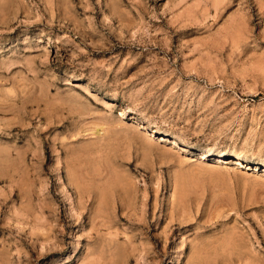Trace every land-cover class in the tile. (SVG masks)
Wrapping results in <instances>:
<instances>
[{"label": "rangeland", "instance_id": "1", "mask_svg": "<svg viewBox=\"0 0 264 264\" xmlns=\"http://www.w3.org/2000/svg\"><path fill=\"white\" fill-rule=\"evenodd\" d=\"M0 264H264V0H0Z\"/></svg>", "mask_w": 264, "mask_h": 264}, {"label": "bare ground", "instance_id": "2", "mask_svg": "<svg viewBox=\"0 0 264 264\" xmlns=\"http://www.w3.org/2000/svg\"><path fill=\"white\" fill-rule=\"evenodd\" d=\"M140 127L143 128V125H140ZM145 127H146V126H145ZM145 127H144V128H145Z\"/></svg>", "mask_w": 264, "mask_h": 264}]
</instances>
